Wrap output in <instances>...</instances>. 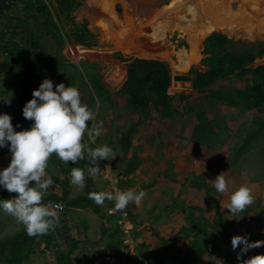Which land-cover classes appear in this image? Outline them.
Wrapping results in <instances>:
<instances>
[{
    "label": "trees",
    "instance_id": "trees-1",
    "mask_svg": "<svg viewBox=\"0 0 264 264\" xmlns=\"http://www.w3.org/2000/svg\"><path fill=\"white\" fill-rule=\"evenodd\" d=\"M87 1L89 0H0V96L8 104L13 124L17 125L19 122V127H30L31 121L23 116L22 108L32 96V81L41 82L45 77H50L54 85L63 81L66 85L71 83L79 87L82 102L92 108L95 117L102 115L101 110L116 112L117 118L121 117L117 112L119 104L114 94L123 96V110L136 113L139 118L120 127L117 135L109 132V135L101 139V144H110L118 153L111 160L114 161L113 165L118 172L122 173L120 182L125 186V183L128 185L125 178L133 175L142 163L137 151L128 155L133 145V136L141 124L153 117L174 120H181L182 115L194 117L196 123L192 128L190 141L214 150L226 143L230 131L226 116L209 115V111L221 103L240 108V112L244 114L249 111L256 112L251 123L244 125L238 140L232 146L228 165L242 168V159L245 164L256 160L261 170L250 177L253 181L262 180L264 63H254L256 59L264 56V41H236L220 31H213L205 38L203 52L206 56L201 59V63L207 68L190 70L194 74L193 89L199 94L197 99L203 97V102H206L200 106H195L188 94L169 93L172 85L171 68L168 61L160 58L124 56L121 52H116V57L125 65L127 78L114 92L104 83L99 66L88 61L73 62L62 52L66 43L85 47L97 46L99 43V36L90 28L89 20H79L75 15V11ZM109 1L115 2L106 0V4ZM234 78L244 84H219L221 80L231 82ZM177 97L184 101L181 110L174 104ZM154 112L157 115L154 116ZM89 126H92L91 121ZM84 139L86 140L87 136ZM99 139L100 135L96 137L93 147ZM6 156H11L8 147H0V157ZM107 163V159L100 161L101 171L106 168ZM73 167L87 168L88 161L83 159L79 162H65L55 152L51 154L47 171L53 176L55 183L50 186L44 201L62 202L65 215L82 208L106 217L104 206L96 204L88 196L89 191L100 190L92 175L86 173V185L81 193L70 195L72 184L69 183V177ZM166 173L168 178L180 181L184 188L204 189L207 194L213 192V184L201 173H193L181 179L177 178L175 172ZM153 183L152 180L142 184L141 188ZM108 186L111 187L109 181ZM14 195L15 192L0 188V199ZM113 204L114 201H111L108 206ZM212 205L216 212L214 219L206 216L203 209L195 204L185 201L168 204L165 210L170 214L183 212L186 224L177 230L173 238H168L157 228H152L151 234L157 238L158 244L155 248L147 242L139 243L138 257L146 262L153 260L157 264H199L206 255L213 257L214 253L218 252L224 254L225 261L236 260L240 264L241 259L264 252V246L254 247L238 259L239 248L225 251L220 243L232 248L231 238L238 233H232L230 229L236 217H233L234 213L230 217L225 211H221L216 197L212 199ZM253 208L254 206H246L242 213H248ZM227 211L232 214L228 209ZM3 212L0 208V223L3 220ZM108 215L113 225L102 230V237L106 238L107 249L115 250L123 245V235L116 217ZM135 221L133 218V222ZM257 221H260V216ZM247 235L251 240V233L248 232ZM134 237H138L135 232ZM180 238L188 240L186 250ZM57 240L58 235L54 229L32 236L20 222L15 233L0 237V264H33L31 256L37 252L51 250ZM74 240L76 245L60 258L61 264H66L71 253L78 248V241ZM138 257H132L131 260L137 262Z\"/></svg>",
    "mask_w": 264,
    "mask_h": 264
},
{
    "label": "rangeland",
    "instance_id": "rangeland-1",
    "mask_svg": "<svg viewBox=\"0 0 264 264\" xmlns=\"http://www.w3.org/2000/svg\"><path fill=\"white\" fill-rule=\"evenodd\" d=\"M170 1L171 0H115V2L109 1V3L106 4V0H89L75 11V15L79 20H82L84 18H87L89 20L90 28L99 36L98 45L93 47H86L85 49L83 48V50L79 49L78 47L74 48L73 46L75 45H69V43H66L62 52L73 62L82 63L83 61H88L99 66V71L102 74L103 80L115 68L120 69L121 72L125 71V65L116 57V52H121L124 56L150 57L166 60L169 62L172 74L182 72L181 69L185 66H188L189 64L193 69L205 70L207 67L201 63V59L206 55L203 50L199 49L198 47L195 48L193 54L194 56H192L191 61L187 64L183 63L182 60L179 63L173 64L170 57L167 56V51L166 49H164L163 45H160L162 48L159 46L157 50L153 49L154 52L149 51L144 54L137 51H126L123 45V38L121 37L122 33L127 34L126 36L128 38V42L130 41V44L131 42L135 44L136 42L141 41V32L147 25L155 24V19H164L163 16L160 17L158 16V14H164L165 9L169 5ZM258 4L260 5V3ZM104 5H107L108 7H105ZM117 5L121 7V12L117 11ZM216 7L217 6H214V9ZM230 7H233L232 3ZM188 14L189 13L185 8L181 9L177 13H171L169 17H175L178 20L180 19V23L178 21L174 22L173 20H169V23L174 22L175 24H177L176 26L183 28L187 33H189L187 25L191 19ZM232 14L233 13L230 14V17L232 18L233 22H238V26H240L237 33H229L228 31H225L221 28H213L211 30H208L204 36L213 31H220L227 34L229 37L234 38L236 41H243L246 43L264 41V24L259 26L262 32L258 33V35L256 36H251L246 33L245 26H247V23H245L244 21H240L238 17L240 14ZM203 15L204 14H202L201 16L199 15L198 22L200 23V25L202 23L201 20L203 19ZM157 16L158 18H156ZM181 16H183V18ZM188 19L190 20L188 21ZM102 23H106V25H103ZM170 26V28L175 27L174 25ZM188 27L198 28L199 26L189 25ZM201 30L202 29L199 28V30L196 32H200V34L204 33ZM77 53H81L82 57H78ZM262 63H264V56L256 59L254 65ZM39 83L40 82L37 80L32 81L33 88L38 87ZM232 83L237 85L244 84L237 78L232 79L231 82L224 79L221 80L219 84L228 86ZM78 89L80 90L79 87ZM169 89L171 91L169 93L171 94L185 93L190 95L191 100L195 104V106H200V104L206 103L203 102L202 95L200 96L202 97L201 99H197V96L199 97V94L194 89H175L173 85H171ZM112 91L115 92L116 90ZM114 96L119 104L117 112L121 114V117L117 118L116 112L113 111H100L102 115L95 117V119L97 121H103V125L100 139L97 140L96 145H101V139L109 135V132L117 135L120 127H124L130 121L138 120L139 118L138 114L129 113L123 110V106L125 104V98L123 96L119 94H114ZM183 103L184 101H181L180 99H178V97L175 98L174 104L179 108V110L182 109ZM0 112L9 113L8 104L6 100L1 98V96ZM213 114L226 116L228 120V126L230 127L229 137L226 143L214 150H209L206 146H199L190 141L189 137L192 133V128L196 123L194 117L182 115L180 117L181 120H173L168 118L159 119L153 117L147 120L145 123L141 124L140 128L138 127V130L133 137L136 138L135 142L138 141L139 144L141 143V145L142 143H144V146H146L147 155L145 156V160L150 161L149 156H151L152 153H158V157L155 156L156 158L154 159V168L151 170V172H149L150 176L145 175L146 177H144V180H146L147 178L155 177L153 181H157L158 177L164 178V176L167 180H169L170 178L167 177L166 172H176L177 170L181 171L180 178L177 176V178L181 179L183 177L189 176L193 170L194 173H204L214 187L215 176L223 171V174L229 181V190L227 192L220 193L214 187L212 194H207L204 189H195L193 191L183 187V192L181 191L179 194H176L178 190L176 187H173L168 191L167 189H165L167 186H164V184H159L156 185L157 189L155 191L154 197L156 200L155 202L161 207L165 205L166 202L167 204H173L175 201H185L187 203L200 206L206 216L214 219L216 212L212 205V199L216 197L219 200L220 210L225 211L226 214L231 217L233 216V213H228L227 208L224 206L229 202L230 194L232 191H234L241 184H247L251 187L252 194L255 197L254 201L247 206H254V208L248 213H234L236 216L241 217L235 218V222L232 225L230 231L232 233L237 232L238 234L245 235H247L249 232L251 233V235L249 236L251 240L264 238V178L260 181H253L250 177L254 176L261 170L260 164L256 160H251L250 163L245 164L244 159H242L244 163V166L242 168L228 165V159L230 158L232 146L238 140L240 132L242 131L244 125L251 123V119L254 114H256V112L249 111L244 114L240 112V108H235L220 103L217 104L213 110L209 111L210 116H212ZM155 115L157 114L154 112V116ZM130 151L132 152L131 149ZM10 160L11 156H6L3 158L0 157V168L7 166ZM145 165L146 167H149L148 164ZM112 167V170L116 174L121 175L119 172H117L116 166ZM124 185L130 188V186L126 185V183ZM178 185L179 183L176 184V186ZM138 189L139 187L135 190ZM82 190L83 189L79 188L77 185L72 184L71 191L73 192V194L77 195L81 193ZM107 190H111V187H108ZM161 194L165 197L161 198ZM145 208L147 207L145 206L143 209ZM162 208L163 207L160 208V216L166 218L165 215L167 214ZM147 214L148 213L146 212V217L144 218L146 222L149 221L148 218L150 217H147ZM139 215L141 216V214ZM258 216H260L259 222L257 221ZM2 217L3 220L0 223V237L5 236L8 233H15L18 230L20 221L16 217L5 211L3 212ZM133 218L136 219V221L134 222L135 234H137L138 237L142 236L144 240L143 242H147L150 240L149 244L155 246L156 248L158 240L151 234V230L153 228L152 225L148 224L147 228L141 227V225L144 223H142L143 220L140 221L139 218L135 216V214L133 215ZM170 219L166 218L164 220V222L166 221V223L162 228H160L161 230H158L161 234L167 233L171 237V235L174 234L182 225L186 224V221L184 219L183 212L174 213ZM161 222L163 223V220L158 221L157 224ZM173 236L171 238H173ZM183 242L184 248L187 243L186 239L183 240ZM221 245L224 250H232L223 243ZM93 254H95L94 250L90 254V257H92ZM214 254L215 255L213 257L210 256L211 260L209 261L208 259L206 263L220 264L221 261L222 264H225L224 256L222 254ZM90 257L87 260V264L90 262ZM92 258H94V256ZM59 261L61 262L60 259ZM33 262L37 264L46 263L43 260L39 259V257H34ZM230 264H237V261H233Z\"/></svg>",
    "mask_w": 264,
    "mask_h": 264
},
{
    "label": "clouds",
    "instance_id": "clouds-1",
    "mask_svg": "<svg viewBox=\"0 0 264 264\" xmlns=\"http://www.w3.org/2000/svg\"><path fill=\"white\" fill-rule=\"evenodd\" d=\"M22 114L31 121L30 127H19V122L14 125L10 113L0 112V147L7 146L11 154L8 165L0 168V188L16 193L0 199V208L16 217L24 224L27 233L35 236L54 229L60 219L57 209L61 206L43 199L55 183L47 171L51 154L55 152L65 162L88 161L87 168L73 167L69 177V183L83 189L86 173L99 174L100 161L114 159L118 153L107 143L91 146L102 132L103 121H96L92 108L82 102L80 90L71 83L66 85L60 81L54 85L50 77L43 78L23 105ZM214 180L218 192L229 190V181L223 171ZM112 183L115 186L117 181L113 179ZM145 194L143 188L137 191L119 187L88 192L96 204H103L106 199L114 201L116 210L125 209L129 202L139 204ZM254 199L251 187L241 184L231 192L224 207L232 213H239ZM231 244L233 249L239 248V259L249 249L264 246V238L250 240L248 235L234 234ZM240 264H264V252L241 259Z\"/></svg>",
    "mask_w": 264,
    "mask_h": 264
},
{
    "label": "crops",
    "instance_id": "crops-1",
    "mask_svg": "<svg viewBox=\"0 0 264 264\" xmlns=\"http://www.w3.org/2000/svg\"><path fill=\"white\" fill-rule=\"evenodd\" d=\"M140 126H139V128H140ZM135 139L136 138L133 137V139H132L133 145L131 148L132 152L130 151L128 153V155L130 156L134 151H137L139 156L142 158V163L133 175L127 176L125 178L127 183H128V186H130V188H133V189H136L138 187L141 188L142 184H145L148 182L150 183L155 178V177L147 178L146 180H144V177H146L145 175L150 176L149 172H151V170L154 168V165H155L154 159L156 158L155 156L158 157V155H157L158 153L157 154L152 153V155L149 156L150 161H146L145 160L146 159L145 156L147 155L146 146H144V143H142V145H141V143L139 144L138 141L135 142ZM133 147H136V148H133ZM113 162H112V160H108V163H107L108 166L110 165L111 168H113L112 167V166H114ZM145 164H148L149 167H146ZM176 170H177V168H176ZM177 171H178V173H177ZM177 171L175 173L180 178L181 171H179V170H177ZM117 172H118V170H117ZM193 173H194V171L192 170L191 174H193ZM101 174H102V171L99 174L92 175V176L94 178L96 186L100 190L101 189L107 190V188L109 187L108 186L109 180L105 179L103 177V175H101ZM201 174H203L205 176V178L209 181V179L206 177V175L204 173L201 172ZM177 183H179L178 186H176ZM159 184H164V186H167L165 189H167L168 191L171 188L176 187L178 189L176 194H179L183 189V186H182L180 181L173 180V179L167 180L165 176H164V178L158 177L157 181L154 180V183L152 185H147L146 187H144L143 189L145 190L146 194L142 198L141 202L139 204H136L135 202L132 203L133 215L135 214V216H137L140 221L143 220L142 223L144 222L141 225V227L147 228L148 224L149 225L151 224L153 228H157V229L161 230L160 228H162L163 225L166 223V221L164 222V220L166 218L170 219L171 216L174 213H176V212H174V213L170 214L168 211L165 210L166 206L168 205L166 202L165 205L161 206V207H163L162 209L167 214V215H165L166 218L160 216L161 215V212H160L161 207L155 202L156 200L154 198L155 197V191L157 189L156 185H159ZM71 188H72V186H71ZM186 189L194 191L196 188H186ZM168 191H166V192H168ZM70 195L75 196V194H73L72 191L70 192ZM163 197H165V196H163L161 194V198H163ZM109 202H111V200L106 199L105 202L102 204L104 206L105 212L107 211V208L109 206H111V205L108 206ZM144 205L147 208L143 209L145 207ZM57 211L59 212L60 219H59V223L55 226L54 230H55V232H57L58 240L53 244L51 250H47L46 252H42V253L41 252L34 253L31 257V261L33 264H37V263L33 262L34 257H37V258L39 257V259L46 262L45 264H48V263H50V264H61L59 259L61 257H64L66 254H68V252H69L68 244H70L71 240H74V239H76L78 241V248L73 253H71L70 260H68L66 262V264H87V260L89 259L90 254L93 252V250L95 251V254H93L94 257L102 255V254L109 251V249H107V246H106V238L102 237V230L104 228H109L113 225V222L111 220H109L108 213H107L106 217H101L89 209H82V208H79L75 211H71V212L67 213L66 215L64 214V212L62 210L57 209ZM146 212L148 213L147 217L150 216L148 218L149 221H147V222L144 219L146 217V215H145ZM139 214H141L142 217ZM158 215H159V218H158ZM160 217H161V219H160ZM160 220L161 221L163 220V223L161 222V223L157 224V222ZM175 233L172 234L171 237L173 235H175ZM162 235H164L168 238H171L167 233H162ZM183 240H185V238H183V239L180 238L182 245L184 243ZM143 241L144 240H143L142 236L137 237L138 244L143 242ZM186 241L188 242L187 239H186ZM147 243H150V240L147 241ZM221 244L222 243H220V246L222 247ZM42 247H43V245H42ZM186 247H187V243L184 246V250H186ZM228 248L233 250V248H231V247H228ZM225 251H231V250H225ZM220 254H222L224 256L223 253H220ZM92 257H90V262L88 264H91ZM208 259H209V261L211 260L210 256L206 255L204 257L203 261L200 262L199 264H209V263H206V261ZM165 261L167 263H170L169 260H165ZM224 261H225V259H224ZM233 261H236V260L225 261V264H230ZM149 263L150 264H157L155 261H152V260ZM211 264H213V263H211ZM237 264H238V262H237Z\"/></svg>",
    "mask_w": 264,
    "mask_h": 264
},
{
    "label": "bare ground",
    "instance_id": "bare-ground-1",
    "mask_svg": "<svg viewBox=\"0 0 264 264\" xmlns=\"http://www.w3.org/2000/svg\"><path fill=\"white\" fill-rule=\"evenodd\" d=\"M231 3L233 4V7H230ZM258 3H260V5ZM214 6L217 7L214 9ZM183 8H185L188 11L189 13L188 15L191 19V20L188 19V21L189 20L190 21L188 22L187 25V29L189 33H187L182 28L183 31L187 34V39L190 43L189 53H187L186 51H182L179 53L180 61L182 60V62L185 64L191 61L192 56H194L193 55L194 50L196 47H198L196 45L198 39L204 37L205 33L208 30H211L213 28H221L225 31H228L229 33L238 32L240 26H238V22L237 23L233 22L232 18L230 17L231 13H233L232 15L240 14L238 16L240 21H244L245 23H247V26L245 27H246V33L248 35L256 36L258 35V33L262 32L259 26L264 24V16H263L264 0H233V1L232 0H227V1L226 0H171L169 5L166 7L164 14H158V16L160 17L163 16L164 19L162 20L155 19L156 20L154 21V23L156 22L155 24H149L145 27V29L142 30L141 41L136 42L135 44L131 42L130 44L129 43L130 41L128 42V38L126 36L127 34L122 33L121 37L123 38V45L126 51L127 52L137 51L144 54L146 52L153 51V49L157 50L159 46L163 45L164 43L163 36L165 35V30L168 27H171L170 25L176 26L177 24L174 23L175 21L178 22L180 21V19L178 20L175 17H169V15L171 13H175V12L177 13ZM202 14L204 15H203V19L201 20L202 23L200 25L198 19H199V15L201 16ZM158 16L156 18H158ZM183 16L181 17L183 18ZM169 20H173L174 22L169 23L170 22ZM189 25L190 26L196 25L199 27L189 28L188 27ZM199 28H201L202 29L201 31L204 33L200 34V32L199 33L196 32L199 30Z\"/></svg>",
    "mask_w": 264,
    "mask_h": 264
},
{
    "label": "built area",
    "instance_id": "built-area-1",
    "mask_svg": "<svg viewBox=\"0 0 264 264\" xmlns=\"http://www.w3.org/2000/svg\"><path fill=\"white\" fill-rule=\"evenodd\" d=\"M75 45L79 49H83L84 46L79 44H69ZM78 57H82L81 53H77ZM102 175L105 179L109 180L111 185V190L114 187H119L121 189H127L129 187H125L120 182V175L113 172L111 166L107 164L106 168L103 170ZM115 179L117 184L114 186L112 181ZM58 203L61 207L59 210L64 209V204L62 202ZM132 203L129 202L127 207L122 210L114 209V204L107 208V213L110 215H114L116 217L117 224L119 225L122 235H123V245L115 250H109L108 252L96 256L92 258L91 264H150L149 262L144 261L142 258L138 257L137 252V238L134 237V222H133V213H132ZM132 257H138V261L134 262L131 260Z\"/></svg>",
    "mask_w": 264,
    "mask_h": 264
},
{
    "label": "water",
    "instance_id": "water-1",
    "mask_svg": "<svg viewBox=\"0 0 264 264\" xmlns=\"http://www.w3.org/2000/svg\"><path fill=\"white\" fill-rule=\"evenodd\" d=\"M117 11L121 12V7L119 5H117ZM211 33L212 32L208 33L206 36L198 40L197 46L199 49L204 50V40ZM163 42L164 48L167 51V56L170 57L173 64L179 63L180 52L186 51L189 53L190 43L187 39V34L179 26H175L173 28L168 27L165 30ZM190 70L191 67L189 64L188 66H185L181 69L182 72L172 74V85L175 89H193L194 75L190 73ZM126 78V73L121 72L118 68H115L104 78L103 81L111 90H117L126 80ZM169 92H171L170 89ZM74 245H76L75 240H71V243L68 244V249H71Z\"/></svg>",
    "mask_w": 264,
    "mask_h": 264
}]
</instances>
